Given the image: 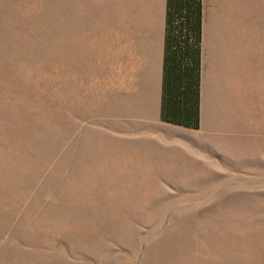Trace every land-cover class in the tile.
Segmentation results:
<instances>
[{"label":"rangeland","instance_id":"rangeland-1","mask_svg":"<svg viewBox=\"0 0 264 264\" xmlns=\"http://www.w3.org/2000/svg\"><path fill=\"white\" fill-rule=\"evenodd\" d=\"M202 4L194 129L164 0H0V264H264V0Z\"/></svg>","mask_w":264,"mask_h":264},{"label":"trees","instance_id":"trees-1","mask_svg":"<svg viewBox=\"0 0 264 264\" xmlns=\"http://www.w3.org/2000/svg\"><path fill=\"white\" fill-rule=\"evenodd\" d=\"M202 0H166L161 119L200 125Z\"/></svg>","mask_w":264,"mask_h":264},{"label":"crops","instance_id":"crops-1","mask_svg":"<svg viewBox=\"0 0 264 264\" xmlns=\"http://www.w3.org/2000/svg\"><path fill=\"white\" fill-rule=\"evenodd\" d=\"M166 3V0H164ZM202 33H201V62H202V42H203V7H202V25H201ZM164 46H165V20H163V25L161 28L160 33L158 34L157 42H156V58H157V83H158V90L157 96L154 102V111H157L158 115L160 116L161 113V96H162V80H163V63H164ZM200 83H201V66H200ZM161 118V116H160ZM174 125V124H172ZM176 126V125H175ZM179 126V125H177Z\"/></svg>","mask_w":264,"mask_h":264}]
</instances>
